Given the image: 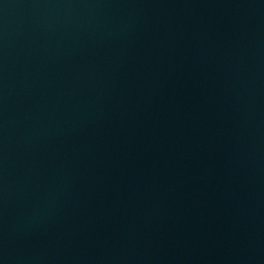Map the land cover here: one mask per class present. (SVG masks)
Returning a JSON list of instances; mask_svg holds the SVG:
<instances>
[{"label": "water", "instance_id": "1", "mask_svg": "<svg viewBox=\"0 0 264 264\" xmlns=\"http://www.w3.org/2000/svg\"><path fill=\"white\" fill-rule=\"evenodd\" d=\"M0 264H264V0H0Z\"/></svg>", "mask_w": 264, "mask_h": 264}]
</instances>
